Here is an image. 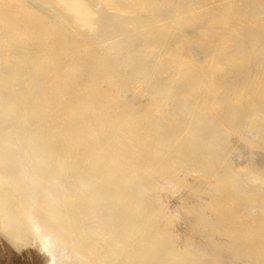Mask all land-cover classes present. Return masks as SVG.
Wrapping results in <instances>:
<instances>
[{"label":"bare ground","instance_id":"1","mask_svg":"<svg viewBox=\"0 0 264 264\" xmlns=\"http://www.w3.org/2000/svg\"><path fill=\"white\" fill-rule=\"evenodd\" d=\"M28 246L264 264V0H0V264Z\"/></svg>","mask_w":264,"mask_h":264},{"label":"rangeland","instance_id":"2","mask_svg":"<svg viewBox=\"0 0 264 264\" xmlns=\"http://www.w3.org/2000/svg\"><path fill=\"white\" fill-rule=\"evenodd\" d=\"M38 255L39 254L31 250L29 246L28 248L25 247L22 256H20L16 264H44V262L39 258Z\"/></svg>","mask_w":264,"mask_h":264}]
</instances>
